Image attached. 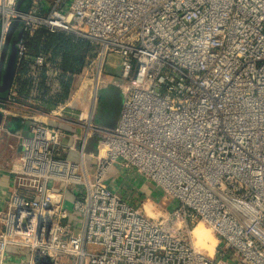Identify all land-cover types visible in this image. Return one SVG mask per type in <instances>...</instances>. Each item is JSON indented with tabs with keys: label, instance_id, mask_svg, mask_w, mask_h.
<instances>
[{
	"label": "built area",
	"instance_id": "1",
	"mask_svg": "<svg viewBox=\"0 0 264 264\" xmlns=\"http://www.w3.org/2000/svg\"><path fill=\"white\" fill-rule=\"evenodd\" d=\"M17 4L0 0V60L20 23L16 74L0 111L40 119L16 135L21 153L0 210V264L11 261V246L28 256L20 264H264V0H31L25 11ZM43 28L99 46L64 76L74 78L69 96L44 112L33 107L41 77L53 93L64 87L51 81L60 59L29 53ZM108 55L120 62L116 77L104 70ZM23 64L28 98L19 94ZM110 84L123 99L114 127L93 120L99 90ZM67 114L78 117L73 132L61 125ZM2 131L11 134L0 124ZM93 138L97 152L87 150ZM118 169L155 189L127 191L142 198L132 202L121 192L124 179L112 183ZM155 190L171 202L154 217L145 201H155ZM200 223L217 236L213 254L196 245Z\"/></svg>",
	"mask_w": 264,
	"mask_h": 264
},
{
	"label": "crops",
	"instance_id": "2",
	"mask_svg": "<svg viewBox=\"0 0 264 264\" xmlns=\"http://www.w3.org/2000/svg\"><path fill=\"white\" fill-rule=\"evenodd\" d=\"M31 3V1L28 3V5ZM27 5V6H28ZM106 91L108 93V101L110 100V102L107 104L109 105V110L107 111V113L103 116H95V112H94V116H93V120L100 125H104V126H108V127H114L116 126V124L118 123L119 120V115H120V111L122 108V93L121 90L118 86H116L115 84H110L106 87H103L102 89L99 90V95L101 94V92ZM98 95V96H99ZM100 102V96H99V101ZM86 103L85 104H79L77 105V107L83 108L86 107ZM33 107H37L39 109H42L41 111H45L47 109H50L51 106L45 104L43 101H35L33 104ZM2 108H0L1 110ZM32 114H35L31 111H27L25 116L23 114L22 111H16L13 112V114L11 116H4L1 124H3L6 129L11 132H0V210L3 207V201H5V199L8 197V189H9V182H10V176L8 174V168L10 166V164L19 157L21 150L19 147V141L16 137V135L18 134H25L29 131V124L30 123H34L36 121H38L37 119H40L39 116H32ZM35 117V118H34ZM52 117L49 116L48 120L51 122L52 121ZM64 122H61V125L68 130V132H73L74 130H76L77 128H79V126L77 125V120L78 117L77 116H63ZM36 120V121H35ZM67 122V123H65ZM70 141V138H65L63 142H65L64 144H68ZM87 150L88 151H94L97 152L98 151V147H97V142L96 139L93 138L89 141L88 146H87ZM73 152L70 151H62L61 155L67 156V155H73ZM2 156V157H1ZM5 160V162H7L5 165L4 163H2ZM2 161V162H1ZM113 174H116V171L112 174L111 176H114ZM121 179H123L122 176H119L117 173V176H115V178L112 179V183L114 185H116L118 187V184L120 185L121 183H119L118 181H120ZM125 180V178H124ZM122 187L124 189H121V192L127 196V194H125V187H124V183L122 185ZM121 188V187H120ZM156 195V196H155ZM142 196V195H141ZM152 197H154L156 202H162L161 200L159 201L158 198L160 197V194L157 191H153V195ZM131 201L137 204H140V202L142 201L141 199H136L134 197H130ZM140 198V197H138ZM168 208H170V206H168ZM9 252L12 253L10 254V262H8V264H20V256L23 254V256H25V258H27V255H24V252L21 253L20 250H17L16 247L11 246L9 248ZM21 254V255H20Z\"/></svg>",
	"mask_w": 264,
	"mask_h": 264
},
{
	"label": "trees",
	"instance_id": "3",
	"mask_svg": "<svg viewBox=\"0 0 264 264\" xmlns=\"http://www.w3.org/2000/svg\"><path fill=\"white\" fill-rule=\"evenodd\" d=\"M98 49L99 46L96 44L78 40L65 33H48L44 28L39 30L36 35L29 40V53L31 55H36L41 51H51L53 62L60 59L61 74L51 81H59L64 87L63 93H53L52 87L47 82V77L43 75L39 81V100L50 106L65 100L73 88L74 78L69 77L67 80H63L64 76L68 71L75 72V70L90 63L98 52ZM18 75V80L20 81L19 94L23 98H28L31 95L33 85L32 79L29 76V66L27 64L21 65L18 70Z\"/></svg>",
	"mask_w": 264,
	"mask_h": 264
},
{
	"label": "rangeland",
	"instance_id": "4",
	"mask_svg": "<svg viewBox=\"0 0 264 264\" xmlns=\"http://www.w3.org/2000/svg\"><path fill=\"white\" fill-rule=\"evenodd\" d=\"M119 60L117 61V58H114L113 55H108L105 66H104V70L109 73L110 75H112V77H116V74H118L119 71ZM100 96V102L97 103L96 108H95V116H103L104 113L106 114L107 111L109 110V105H107L110 100L108 101V93L106 91L101 92ZM86 100V96L85 93L82 96V101L84 102ZM107 102V104H106ZM2 157V156H1ZM3 161V162H2ZM1 162L4 163V165L7 163L5 162V160H2ZM120 172L118 173L119 176H122L123 179L125 178V182H124V187H125V194H127V196H125L126 198L128 197L129 193L132 196H140V194L142 193H147L150 192L155 189L153 188L152 190H150L149 186L146 185L145 181L143 180L142 177H140L139 175H132L130 172H127L125 170H120L118 169ZM113 172V171H112ZM110 172V174L112 173ZM115 172V171H114ZM113 172V173H114ZM113 178H115V176H117V174H113ZM119 183H121V181H118ZM123 183V182H122ZM157 191V190H155ZM160 194V197L158 198V200L162 201L161 203L159 202H155L154 200H150V201H145L146 203V209L148 211V213L151 216H157V212L161 209H169L168 206H170V202H171V198L167 195H165L164 193H160L159 191H157ZM153 195V193H152ZM156 196V195H155ZM129 197H131L129 195ZM198 227H202L203 229H208V231H210V235L208 236V244H206L204 246L203 243H198V246L205 248L207 251L211 250L212 254L215 251V245L218 243V239L217 236L209 229V226L204 224V223H200L197 224ZM195 235V233H194ZM196 236V235H195ZM197 239V236H196ZM202 244V245H201ZM211 254V253H210ZM67 258V257H66ZM62 258V260L60 261L61 264H72L71 260H68L69 258Z\"/></svg>",
	"mask_w": 264,
	"mask_h": 264
},
{
	"label": "water",
	"instance_id": "5",
	"mask_svg": "<svg viewBox=\"0 0 264 264\" xmlns=\"http://www.w3.org/2000/svg\"><path fill=\"white\" fill-rule=\"evenodd\" d=\"M31 0H18L17 8L20 11H25L28 3ZM20 23L15 20L10 31L7 34L5 46L2 52L0 60V102L8 94L9 89L12 86L16 69H17V42L19 40L20 31L18 30ZM0 108L2 104L0 103ZM3 119V114L0 111V124ZM40 258H36L38 263Z\"/></svg>",
	"mask_w": 264,
	"mask_h": 264
},
{
	"label": "bare ground",
	"instance_id": "6",
	"mask_svg": "<svg viewBox=\"0 0 264 264\" xmlns=\"http://www.w3.org/2000/svg\"><path fill=\"white\" fill-rule=\"evenodd\" d=\"M210 231H208V229H203L202 227H198L196 226V228L194 229L193 231V234L195 233V235L197 236V239H196V236L194 235V238H195V242H196V245H198V243H203L204 246L206 244H208V236L210 235L209 233ZM202 245V244H201ZM207 246V245H206ZM209 253L212 254V251L209 250Z\"/></svg>",
	"mask_w": 264,
	"mask_h": 264
}]
</instances>
